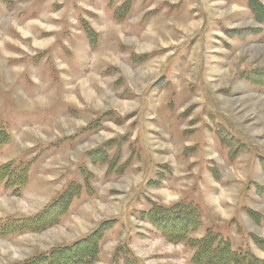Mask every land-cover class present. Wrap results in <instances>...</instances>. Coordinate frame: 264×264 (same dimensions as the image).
<instances>
[{"label": "rangeland", "instance_id": "rangeland-1", "mask_svg": "<svg viewBox=\"0 0 264 264\" xmlns=\"http://www.w3.org/2000/svg\"><path fill=\"white\" fill-rule=\"evenodd\" d=\"M129 1L116 21L128 0H0V166L30 162L19 196L0 186V220L83 185L60 222L0 237V264L94 232L85 264H113L118 246L141 264H192L194 249L140 216L183 202L203 208L191 238L210 232L264 260L252 239H264V198L248 187L264 185V22L252 0ZM98 148L106 160L91 162Z\"/></svg>", "mask_w": 264, "mask_h": 264}, {"label": "trees", "instance_id": "trees-1", "mask_svg": "<svg viewBox=\"0 0 264 264\" xmlns=\"http://www.w3.org/2000/svg\"><path fill=\"white\" fill-rule=\"evenodd\" d=\"M250 6L255 20L264 22V7H258L259 3L255 0L251 1L249 7ZM129 9L130 1L128 0L126 5L114 10L113 18L116 21H123ZM86 29L92 44L96 45L95 33L89 28ZM152 85L158 86L159 81H153ZM7 129V126L1 121L0 148L10 140L9 129ZM226 136L227 131L224 134V138H226ZM231 142L235 143L234 140ZM242 145L244 146L245 144L243 143ZM100 152H106V150L98 148L88 152L91 162L97 163L106 160L105 156ZM261 159V170L264 174V157H261ZM29 175L30 162L9 161L0 166V186L3 190L7 192L9 190L16 196H19L21 191L28 185ZM83 175L86 179L88 178V180L91 176L85 169ZM84 185L86 186L85 182ZM251 185L253 187L255 186L258 196L264 198V185L249 182L248 187ZM82 191L83 185H78L73 181L67 182L61 191L44 206V210L39 211L37 214L29 217L19 216L0 220V237L17 236L28 232L39 231L47 228L50 224L60 222L70 208L72 202L81 197ZM202 213L203 208L200 205L194 202H183L168 209L164 208L162 205H155L152 211L145 213V215L143 212L140 216H142L143 221L150 222L166 241L173 244L184 243L186 247L194 249L195 253L192 255L191 259L192 264H264V260L256 258L249 250H243L244 252L235 250L227 239H223V237L216 238V235H212L210 232H207L203 239L198 241L191 238L190 233L201 226L200 219ZM247 213L255 222L262 223L263 217L258 215V213H254L252 210H248ZM107 222L114 224L115 221L112 220ZM94 233L91 234L92 236L86 235L84 238H79L74 243L64 247L34 255L19 264L88 263L90 259L93 258V251L97 244L93 236ZM252 239L255 245L264 251V239L254 236H252ZM126 253L127 247L118 246L113 255V264H117L120 259L123 260L124 264H141L139 260L134 259L131 255L127 257ZM68 254L72 255L68 256Z\"/></svg>", "mask_w": 264, "mask_h": 264}, {"label": "crops", "instance_id": "crops-1", "mask_svg": "<svg viewBox=\"0 0 264 264\" xmlns=\"http://www.w3.org/2000/svg\"><path fill=\"white\" fill-rule=\"evenodd\" d=\"M11 161H15V160H11ZM8 162H9V161H8ZM15 162H19V161H15ZM28 184H29V183H28ZM50 200H51V199H50ZM50 200H49V201H50Z\"/></svg>", "mask_w": 264, "mask_h": 264}]
</instances>
